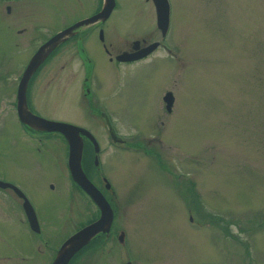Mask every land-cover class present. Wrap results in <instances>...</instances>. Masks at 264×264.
I'll list each match as a JSON object with an SVG mask.
<instances>
[{"label":"rangeland","instance_id":"rangeland-1","mask_svg":"<svg viewBox=\"0 0 264 264\" xmlns=\"http://www.w3.org/2000/svg\"><path fill=\"white\" fill-rule=\"evenodd\" d=\"M102 2L0 0V177L22 181L49 216L48 229L59 235L73 230L85 204L73 219L60 217L69 182L62 159L52 143L35 149L37 141H26L16 87L41 42ZM169 4L162 37L152 0H116L104 23L109 52L97 25L80 27L81 35L87 32L84 49L68 42L47 58L34 103L52 116L76 108L70 114L98 137L104 169L128 198L117 220L134 264H264V0ZM142 38L161 44L133 62L109 59ZM83 60L95 64L96 109L102 106L127 142L152 139L159 158L133 146L122 151L120 142L107 139L104 121L80 113ZM166 90L174 95L170 112L162 99ZM0 223V264H34L13 250L24 247L22 238L5 232L13 224ZM118 247L112 246L110 260L120 261Z\"/></svg>","mask_w":264,"mask_h":264},{"label":"flooded vegetation","instance_id":"flooded-vegetation-1","mask_svg":"<svg viewBox=\"0 0 264 264\" xmlns=\"http://www.w3.org/2000/svg\"><path fill=\"white\" fill-rule=\"evenodd\" d=\"M99 9H97L95 12H97ZM107 18L99 19L93 23H90L93 24L94 27H96L97 25L98 28L97 32L100 33V30L102 31V38H100V36L99 38L100 41L102 42V46L104 47L105 52H109V49H107V46L104 43V32H105L104 23L107 20ZM80 27L76 29V32L73 35L69 36L66 40L61 42L54 49L55 51L54 50H53L54 52L52 51L53 54L51 52L52 56L55 55V53L62 46V44H66L68 42L79 43L77 44V46H79V49L80 50L84 49L83 41H84V36L86 35L87 32L81 35ZM145 40L146 39L142 38L141 42L142 43L146 42V43H143L142 46H140L141 44L140 42V44L137 45V47H133L134 49L131 48L130 50L138 51L140 47H143L147 44V41ZM137 41L139 42V40ZM132 45H134V43ZM117 54H114V56L110 55L109 59H111L112 61ZM148 55L141 58H145ZM133 61L136 60H132V62ZM46 62L47 61L45 60L38 67L39 69L37 68V70L32 74V76L28 81L27 90H26V100H27L28 108L34 113L42 115L46 118L62 120L85 127L93 134L96 143H94L87 135L81 133L83 139V149H82V158H81L82 168L86 173L87 177L89 178V180L96 186V188L101 193V195L110 204L113 211V217L109 230L98 231L93 237H91L88 243L83 245L71 256L67 264H127L128 261H131L127 258L128 242L126 240L125 230L118 222L117 217H118L119 208L121 209V207H124L127 204L128 198L126 194H123L124 192H119L117 190L115 184L112 182V180L110 179V177L108 176L107 172L104 169L103 159H102L103 146L101 145V142L99 141L98 137L94 134V132H92V130L88 128L87 125L83 124V121L82 122L78 121V119L81 118H78L75 115L70 114V111L75 112L76 108H74L75 109L74 110L71 107L68 108L67 113L63 112L64 114L66 115L68 114L72 117L62 116L64 114H61L62 117L57 115L52 116L48 114L44 115L42 110H40V108L36 106L34 103V101L36 100V96L33 95V89L38 83L37 77L39 73H41L40 69L44 66ZM83 62L85 64L84 75L82 78V82L79 86V89L81 90L80 95L84 100L83 103L84 106L83 109L80 111V113L83 114L84 117H86L87 113H94L95 116L101 119V121H104L103 123L106 126L104 127L106 131L107 139H110L112 142H120L122 144V146L120 147L122 151L123 150L126 151L129 146H133L132 148H141V150L144 153H150V154L153 153V150L155 151L156 149L153 147L154 144L152 142V139H148L146 141V144L145 143L140 144V142L137 143V140L135 141L132 140L127 142L128 139L126 138V133L123 134L118 130L117 125L114 122L113 118L109 117V114L106 111H103L104 109L101 108L102 106H100L99 104V107L96 109L97 106L94 103L95 102L94 99H96V103L99 102V100L98 98L95 97V95L94 97L92 96L93 93L95 92V87L93 86V79H92L94 76L93 67H95V64L93 63V61L89 62L87 60H83ZM117 63H120V61H118ZM19 78H18V82H19ZM16 91H17V87H16ZM75 99L78 100L77 91L75 92ZM15 110H16V95H15ZM166 110L170 112L172 109L168 110L166 108ZM16 114H17V110H16ZM17 118L21 123L23 134L29 138V140L26 141L29 143L35 140L39 143L38 146L36 145L35 149H37V147L39 148L40 144L41 146H44L47 143H52L53 146L58 149V152L55 153L56 154L55 156L57 157L60 156L59 158L62 159L63 164L60 169H63L62 173L66 174L69 181L68 184L65 185V189H64L65 199L63 198L64 203L62 204L60 209L61 212L60 217L65 215L67 216L66 219H71V218L73 219L74 218L73 213L76 210L80 211L79 204L80 203L85 204L83 218L75 222L73 230L71 231L65 230L61 235H59L60 233L55 234L52 232V230L48 229L47 227V223L49 222L47 219L49 216H47L44 213L42 208L40 209L36 205V203L33 202L34 200L32 199L30 191L26 189V186L23 185V183H21L22 181L19 182L18 179L11 180V179H6L4 177H0L1 180L8 181L11 184V185L0 184V221L2 222L7 221L10 224H13V226L9 225L8 227H6L5 232H9L12 236H18L24 240V247L19 249L14 243L15 245L13 247V250L16 251L18 254H20V257L23 259V261H28L34 264H52L56 256V253L60 248V246L62 245V243L71 234H73L83 226L87 225L88 223H91L96 219H98L100 216V208L98 204L95 202V200L87 193V191H85L73 179L71 175L68 165L69 144L63 133L56 130L48 131V130L36 129L22 122L19 119L18 114H17ZM154 140L157 143L160 142L159 137L157 136L154 138ZM150 144L152 146H150ZM63 155L65 156V160H63ZM48 185L51 188V190L54 189L53 184L49 183ZM1 233H3V231L0 230V234ZM59 236L61 237L58 239ZM114 244L120 245V247L117 248V251L120 254L119 257L120 261L110 260V256L112 252L111 248ZM121 249L124 250L125 254L121 253ZM32 252L36 253L37 258L30 257L32 255ZM26 258L28 259L26 260ZM131 264L134 263L131 261Z\"/></svg>","mask_w":264,"mask_h":264},{"label":"water","instance_id":"water-1","mask_svg":"<svg viewBox=\"0 0 264 264\" xmlns=\"http://www.w3.org/2000/svg\"><path fill=\"white\" fill-rule=\"evenodd\" d=\"M155 7L156 24L160 29L161 35H165L170 20V4L169 0H152ZM115 0H103V4L97 12L81 18L72 24L58 30L53 35L43 41L33 52L27 61L16 91V110L19 119L29 126L40 130H56L60 131L66 137L69 144L68 165L73 179L95 200L100 208V217L87 225L83 226L73 234H71L58 249L52 264H67L71 256L88 243L98 231L109 230L113 211L107 200L101 195L96 186L89 180L82 168L81 158L83 149L82 134L87 135L96 143L93 134L85 127L69 123L61 120L48 119L33 113L27 106L26 90L27 84L32 74L47 59L51 52L69 36L76 32L80 26L93 23L99 19L107 18L115 6ZM102 38V31L99 33ZM139 42L136 40L133 47H137ZM159 45V41H153L138 51L123 50L116 55L120 60H134L143 57L153 51ZM166 108L171 109L174 101V95L171 90H167L163 96ZM0 184L11 185L7 181L0 179ZM122 233V232H121ZM122 239V238H121ZM124 241V240H123ZM130 264V262H127Z\"/></svg>","mask_w":264,"mask_h":264},{"label":"trees","instance_id":"trees-1","mask_svg":"<svg viewBox=\"0 0 264 264\" xmlns=\"http://www.w3.org/2000/svg\"><path fill=\"white\" fill-rule=\"evenodd\" d=\"M193 189L195 190V188H194V184L193 183H191V191H193ZM193 194H194V196L196 197V194L193 192ZM226 233V232H225Z\"/></svg>","mask_w":264,"mask_h":264}]
</instances>
